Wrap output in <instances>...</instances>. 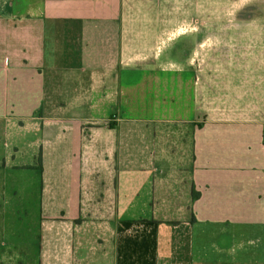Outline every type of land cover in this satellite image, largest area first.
I'll return each mask as SVG.
<instances>
[{
  "label": "crops",
  "instance_id": "crops-1",
  "mask_svg": "<svg viewBox=\"0 0 264 264\" xmlns=\"http://www.w3.org/2000/svg\"><path fill=\"white\" fill-rule=\"evenodd\" d=\"M0 259L264 264V0H0Z\"/></svg>",
  "mask_w": 264,
  "mask_h": 264
},
{
  "label": "rangeland",
  "instance_id": "rangeland-1",
  "mask_svg": "<svg viewBox=\"0 0 264 264\" xmlns=\"http://www.w3.org/2000/svg\"><path fill=\"white\" fill-rule=\"evenodd\" d=\"M26 260H24V264L26 263L25 262ZM0 264H15L14 263V260H10V259H0Z\"/></svg>",
  "mask_w": 264,
  "mask_h": 264
},
{
  "label": "trees",
  "instance_id": "trees-1",
  "mask_svg": "<svg viewBox=\"0 0 264 264\" xmlns=\"http://www.w3.org/2000/svg\"><path fill=\"white\" fill-rule=\"evenodd\" d=\"M194 194V193H193ZM197 196V195H196ZM194 197H195V194H194Z\"/></svg>",
  "mask_w": 264,
  "mask_h": 264
}]
</instances>
